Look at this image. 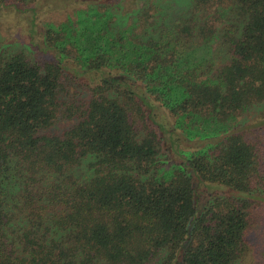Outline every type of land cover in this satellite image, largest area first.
<instances>
[{
    "label": "trees",
    "instance_id": "obj_1",
    "mask_svg": "<svg viewBox=\"0 0 264 264\" xmlns=\"http://www.w3.org/2000/svg\"><path fill=\"white\" fill-rule=\"evenodd\" d=\"M36 1L0 0V264H264V0Z\"/></svg>",
    "mask_w": 264,
    "mask_h": 264
},
{
    "label": "rangeland",
    "instance_id": "obj_2",
    "mask_svg": "<svg viewBox=\"0 0 264 264\" xmlns=\"http://www.w3.org/2000/svg\"><path fill=\"white\" fill-rule=\"evenodd\" d=\"M104 1V0H101ZM84 0H37L40 21H51L60 23L69 16H74L78 9L86 8ZM42 39L37 38L38 43ZM20 42L22 44L31 43V38L27 30V19L13 9L0 10V43ZM36 42V43H37ZM43 54L34 46V56L41 57ZM253 123V122H252ZM263 129L261 128V131ZM261 133H264L262 131ZM264 232V227L263 231ZM264 242L263 238L260 240Z\"/></svg>",
    "mask_w": 264,
    "mask_h": 264
}]
</instances>
